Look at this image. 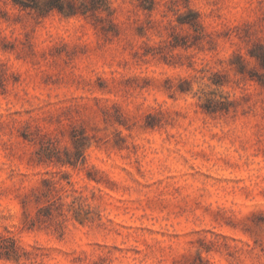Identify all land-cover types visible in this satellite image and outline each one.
Listing matches in <instances>:
<instances>
[{
  "label": "rangeland",
  "instance_id": "rangeland-1",
  "mask_svg": "<svg viewBox=\"0 0 264 264\" xmlns=\"http://www.w3.org/2000/svg\"><path fill=\"white\" fill-rule=\"evenodd\" d=\"M48 1L0 0V264H264V0Z\"/></svg>",
  "mask_w": 264,
  "mask_h": 264
},
{
  "label": "trees",
  "instance_id": "trees-1",
  "mask_svg": "<svg viewBox=\"0 0 264 264\" xmlns=\"http://www.w3.org/2000/svg\"><path fill=\"white\" fill-rule=\"evenodd\" d=\"M34 1V0H31ZM25 6V4H21ZM46 5V10L51 11V10H57L61 14L69 17L73 16L76 14V11L74 9V5L69 2H65L64 0H49L48 2L45 3ZM262 68L264 69V54H259L255 56Z\"/></svg>",
  "mask_w": 264,
  "mask_h": 264
}]
</instances>
